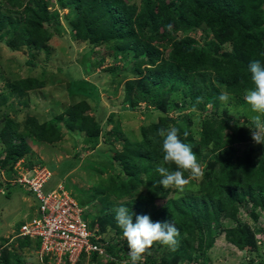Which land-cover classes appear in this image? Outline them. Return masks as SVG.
I'll list each match as a JSON object with an SVG mask.
<instances>
[{"label":"trees","instance_id":"obj_1","mask_svg":"<svg viewBox=\"0 0 264 264\" xmlns=\"http://www.w3.org/2000/svg\"><path fill=\"white\" fill-rule=\"evenodd\" d=\"M6 2L7 8L0 6V30L11 28L5 38L8 46L30 50L32 58L27 64L35 66L32 51L46 50L54 33L63 31L59 9L66 8L71 13V18H67L69 37L85 43L90 51L95 46L106 47L111 60L120 63V70L116 66L110 73L111 79H125L119 108L141 111L149 119L140 125L138 140H132L118 120L106 131L103 121H112L114 113L104 106L98 107L96 115L88 113L91 105L86 98L99 104V92L96 85L82 78L79 69L77 76L69 74L67 86L71 97L76 98L62 112L46 119L27 115L22 121L9 117L5 111L0 113V156L4 155L0 158V168L4 169L0 187L11 185L19 175L14 167L17 161L27 158L26 169L43 163L39 158H28L34 154L30 138L54 144L64 135L72 136L83 150L94 148L101 138L117 142L125 135L123 142H118L120 149L108 151L110 160L101 165L119 169L127 178H121L119 173L110 172L107 177L100 174L93 192L83 199L74 196L88 211L94 199L103 204L99 215L90 220L85 214L83 217L95 233L91 241L102 247L108 257L82 252L74 263L65 260L60 264H99L103 257L108 258L104 264H115L122 250L124 258L130 260L110 196L121 199L135 192L138 197L119 204L129 208L133 223L137 215H149L153 222L173 223L180 233L175 249L165 245L166 251L159 253L163 245L154 242L142 264H204L199 258H205L204 252L211 248L215 235L221 233L237 249L257 252L256 234L260 233L264 240L263 223L257 224L261 214L264 218V144L251 139L252 113L243 97L245 90L253 86L250 62L259 60L264 65V0ZM51 4L56 7L52 9ZM14 14L18 16L13 17ZM105 61L102 57L88 67L95 69ZM123 70L132 75L128 77ZM45 84V79L35 76L7 81L0 91V110L6 108L10 96H27ZM222 91L232 96L227 105L218 99ZM197 97L202 98L199 104ZM186 109L190 111L185 113ZM195 124H199V129L192 128ZM170 126L180 130L181 140L192 146L198 162L204 164L197 191L178 197L166 196L169 188L159 184L161 177L156 171L163 157L162 138L157 132ZM165 166L176 170L174 164ZM190 175L184 172L185 178ZM13 184L25 187L18 182ZM151 205L154 209L149 210ZM242 208L253 225L240 219ZM225 220L235 223L227 225ZM104 233H109L108 239ZM119 235L120 239L110 241ZM38 241L25 236L15 238L17 248L1 245L0 264H33L18 252L23 248L36 249Z\"/></svg>","mask_w":264,"mask_h":264},{"label":"rangeland","instance_id":"obj_2","mask_svg":"<svg viewBox=\"0 0 264 264\" xmlns=\"http://www.w3.org/2000/svg\"><path fill=\"white\" fill-rule=\"evenodd\" d=\"M53 1L54 0H51L52 3H54ZM131 2H136V0H131ZM0 6L3 9L7 8L8 4L6 0H0ZM50 7L53 9L56 5L53 4L52 6L51 4ZM69 12L70 11L66 8L59 9V20L61 21L63 31L54 33L48 43V48L42 51H32L34 62L36 63L35 66L27 64V61L32 58L31 55L28 54L30 52L29 49L26 47L12 48L6 44L5 38L8 36L11 28L0 30V91L6 85L7 81L13 82L30 76L39 77L46 81L43 88L30 91L27 96H10L6 108L3 107L0 113L5 111L8 113L9 117L15 118L17 121H22L27 115H36L46 119L62 112L63 109L76 98L71 97V93L67 90V86L70 82L69 74L77 76V71L82 70L80 75L85 81H88L92 85H96L100 98L99 104H96V102L90 100V98H86L91 105V109L88 113L96 115L99 111V106L107 107L114 115L112 121H103L105 130L108 131L112 129V127L118 123V120L121 129L127 132L126 134L132 140L134 138L138 140L140 136V125L144 122H148L149 119L146 117V114L141 111L123 110L119 108V104L122 102V85L125 79L121 78V76L111 79L110 73L114 71L113 67L116 66L118 67L117 70H120V63H115L111 60L110 53L107 52L108 49L104 46H95L93 50L90 51V47L85 43L72 40L69 37V27L67 23V18H71V13L69 14ZM17 16V14H14L13 17ZM102 57L106 59L104 65L90 70L88 66ZM57 68H61L62 70H57ZM122 72L127 74L128 77L132 75L129 70H123ZM56 100H59L60 103L56 102ZM14 111H16V113ZM189 111L190 109H186L184 112L188 113ZM207 111H209V109H207ZM154 116L153 112V117ZM192 128L195 130L199 129V124H195ZM124 137L125 135L121 136L119 141H122ZM63 138V140L54 144H44L34 138H30L28 141L31 149L34 151V154L28 158L31 160L39 158L43 162L39 165H44L51 172V178L42 187L43 193L56 189L58 184H61L77 199H83L89 193L93 192V188L97 184L100 174L103 177H107L110 172L119 173V169L115 171L104 168V165H101V163L110 160L108 151L111 152L114 148L120 149L121 144L118 143L119 141L108 142L101 138L94 148L80 150L82 144L80 142L77 144V141L72 136L69 138L64 135ZM15 142H18V139H15ZM3 156L2 154L0 158ZM20 161V163L17 161L14 164V167L16 166L18 169L17 171H21L22 168L28 167L24 165L27 163V158ZM200 164L203 168L204 164ZM3 173L4 169L0 168L1 177H3ZM127 176L128 175L125 173L120 174L121 178H127ZM186 179H189L190 183L185 186L183 191L169 188L166 196L178 197L182 196L184 192H196L201 178L192 179L190 175V177ZM13 183L12 181L10 184L14 185ZM11 185H1L0 187V246L6 243L7 238H12L13 235L18 232L21 222L29 220L37 207V200L30 192L26 191L25 187ZM138 189L144 191L145 188L140 187ZM7 191L9 192L5 195L4 193ZM136 196L138 197L137 192H135V195H127L121 199H115V197L111 195L110 199L113 200V209L121 206L119 204L123 201L135 199ZM102 206L103 204L98 198L90 203L91 212L88 211L86 206L84 214L87 220L92 219L93 215H99L100 211H103ZM152 209H154V205L149 207V210ZM240 219L253 225L245 213V208L240 210ZM234 223L233 221L225 220V224L227 225H233ZM259 223H263L264 227V218L262 214L257 224ZM108 232L113 234L111 229H109ZM217 232L218 230H216V233ZM109 233H104V238L106 237V239H108ZM6 236L8 237L6 238ZM119 237L121 236L119 235L118 238L114 237L113 240L111 239L110 241L115 242L117 239H120ZM255 237L258 239V250L257 252L251 251L252 253H249L245 250H239L230 244L224 238L223 233L215 235L211 248L204 252L203 256H205V258L200 257L199 259L204 264H264V240L261 238L260 233L256 234ZM8 246L17 248V243L11 242ZM165 248V245L160 247L159 253L166 251ZM18 253L23 256L22 259L25 261L32 262L33 264H43L37 258L35 249L23 248L21 252ZM118 254L120 257L115 261V264H126V262L130 264L129 260L124 258V250L118 252ZM126 254L129 255V251L126 252ZM106 259L108 258L103 257V259H100L99 264H104ZM48 262L50 264H56L54 260L52 261L51 259ZM88 263L92 264V262Z\"/></svg>","mask_w":264,"mask_h":264},{"label":"clouds","instance_id":"obj_3","mask_svg":"<svg viewBox=\"0 0 264 264\" xmlns=\"http://www.w3.org/2000/svg\"><path fill=\"white\" fill-rule=\"evenodd\" d=\"M248 67L253 86L245 90L243 99L252 113L249 117L252 125L249 128L251 139L256 144H264V65L259 60H253ZM218 99L227 105L232 100V96L229 92L222 91ZM201 102L202 98L197 97V104ZM193 110L195 111V108ZM179 132L180 130L175 126L158 129L157 134L162 138L161 150L163 157L156 171L161 177L159 184L164 189L175 188L183 191L185 186L190 183V180L184 177V172H190L192 179H199L203 176V168L197 160V155L193 153L192 146L181 140ZM169 164H174L176 170L172 171L165 166ZM15 168L17 167L15 166ZM113 211L117 227L122 230V235L127 241L130 264H141L144 254L151 248L154 242H160L162 245H166L172 249L178 246L179 240L177 238L180 233L173 223L153 222L149 215H137L135 223H133V214L129 208L121 205ZM16 234L17 232L13 235V239L18 237ZM12 238H7L4 245L13 242ZM191 263L199 264L198 262H190L189 264Z\"/></svg>","mask_w":264,"mask_h":264},{"label":"built area","instance_id":"obj_4","mask_svg":"<svg viewBox=\"0 0 264 264\" xmlns=\"http://www.w3.org/2000/svg\"><path fill=\"white\" fill-rule=\"evenodd\" d=\"M50 177L51 172L45 166H35L31 170L19 171L14 179L37 199L33 216L20 225L16 236L39 240L35 253L43 264H50V259L56 264L65 260L74 263L82 252H97L108 257L106 251L90 239L95 233L83 217L85 206H81L61 184L43 193L42 187ZM45 257L47 262L44 261Z\"/></svg>","mask_w":264,"mask_h":264},{"label":"water","instance_id":"obj_5","mask_svg":"<svg viewBox=\"0 0 264 264\" xmlns=\"http://www.w3.org/2000/svg\"><path fill=\"white\" fill-rule=\"evenodd\" d=\"M262 50H263V53H264V44H263Z\"/></svg>","mask_w":264,"mask_h":264},{"label":"crops","instance_id":"obj_6","mask_svg":"<svg viewBox=\"0 0 264 264\" xmlns=\"http://www.w3.org/2000/svg\"><path fill=\"white\" fill-rule=\"evenodd\" d=\"M27 191V190H26ZM31 206V205H30ZM8 236H6V238H7Z\"/></svg>","mask_w":264,"mask_h":264}]
</instances>
